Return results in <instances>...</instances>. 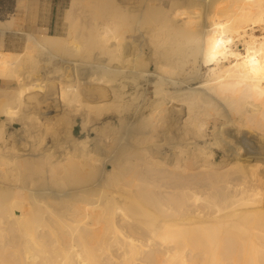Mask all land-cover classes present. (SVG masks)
<instances>
[{
  "label": "bare ground",
  "instance_id": "6f19581e",
  "mask_svg": "<svg viewBox=\"0 0 264 264\" xmlns=\"http://www.w3.org/2000/svg\"><path fill=\"white\" fill-rule=\"evenodd\" d=\"M262 25L264 0H71L64 36L0 51V264H264Z\"/></svg>",
  "mask_w": 264,
  "mask_h": 264
},
{
  "label": "rangeland",
  "instance_id": "374dc122",
  "mask_svg": "<svg viewBox=\"0 0 264 264\" xmlns=\"http://www.w3.org/2000/svg\"><path fill=\"white\" fill-rule=\"evenodd\" d=\"M3 4V1H1ZM7 8L12 10L10 13L7 14H0V20L1 21H15V27L12 30H7L5 33L0 37V51L2 52H12L15 54H21L24 53L28 44V34L33 32L38 33H47L52 35H61L64 36L65 32L63 30L64 28V14L66 9L68 8L70 4V0H38L36 1L35 10L32 12H20L18 11L17 7L15 6V2H10L7 0L6 2ZM255 33L257 36L264 35V25L261 27L258 26L255 28ZM240 49H243L242 46H240ZM42 65V64H41ZM44 66V65H43ZM154 70V67L151 68ZM206 70H204L205 72ZM44 71L40 70V75H44ZM3 83H0V87H3ZM6 86L10 88H16L17 84L16 82H10ZM198 86V81H194L193 87ZM151 92L153 89L150 90ZM44 104H40L38 107H35L28 111V113H31V121L35 123V125H43V124H50L53 128V131H56V128L59 129L60 127H63L67 123H72V134L78 139V140H85L90 139L93 140L96 137V132L93 130V127H89L87 129H83L82 126V118L80 116H77L74 119V122H72V118H67L65 116H60L55 113V109L59 110L57 108L51 109V111L54 112L53 115H50L47 117L45 115V110L43 108ZM50 111V112H51ZM59 113V112H58ZM67 118V119H66ZM115 125V128L118 127V120L117 118H109ZM20 124V125H19ZM21 122L15 121L13 125L10 127V133L15 131L16 129H20ZM18 138L23 137L22 132H18L17 135ZM58 137V135H57ZM46 142L51 145L52 140L50 137L47 138ZM223 156V153H219L218 161L221 160ZM108 169L111 168L108 165Z\"/></svg>",
  "mask_w": 264,
  "mask_h": 264
},
{
  "label": "crops",
  "instance_id": "0c3cea01",
  "mask_svg": "<svg viewBox=\"0 0 264 264\" xmlns=\"http://www.w3.org/2000/svg\"><path fill=\"white\" fill-rule=\"evenodd\" d=\"M3 1V4L2 2ZM7 0H0V14L4 13V14H7V13H10L12 10H10L9 8H7V5H6V2ZM10 2H15V6L17 7V3H18V0H9ZM51 1H54V0H51ZM71 1V0H70ZM10 11V12H9Z\"/></svg>",
  "mask_w": 264,
  "mask_h": 264
}]
</instances>
